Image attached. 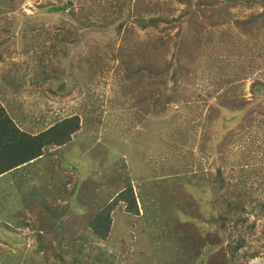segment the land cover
Instances as JSON below:
<instances>
[{
	"label": "rangeland",
	"instance_id": "rangeland-1",
	"mask_svg": "<svg viewBox=\"0 0 264 264\" xmlns=\"http://www.w3.org/2000/svg\"><path fill=\"white\" fill-rule=\"evenodd\" d=\"M154 1H166L165 8L149 9ZM213 1L187 13L178 0H0V104L30 134L79 117L70 142L44 151L60 154L72 170L60 178L81 179L64 185L61 199L89 201L81 217L50 206L55 218L46 228L6 232L0 222V264H135L111 238L90 236V218L126 175L142 193L140 224L160 235L144 245L148 256L176 219L189 216L197 231L191 222L177 225L181 238L199 239V258L190 264L229 257L243 241L235 264L264 260V204L257 203L264 201V20L235 23L264 7L256 0L207 3ZM156 14H186L189 23L147 25ZM122 43L129 45L123 51ZM47 161L39 158L26 174H44ZM13 179L9 174L2 184ZM31 181H24L28 193L38 189ZM168 212L173 217L165 221Z\"/></svg>",
	"mask_w": 264,
	"mask_h": 264
},
{
	"label": "trees",
	"instance_id": "trees-1",
	"mask_svg": "<svg viewBox=\"0 0 264 264\" xmlns=\"http://www.w3.org/2000/svg\"><path fill=\"white\" fill-rule=\"evenodd\" d=\"M178 1L187 6V13L192 10H194V12L196 10H206V8H209V5L214 6L215 4L214 1L211 4L207 3L208 0ZM229 1L235 2L236 0H222V2L224 3ZM165 2L160 3L158 1H154L152 3L148 2L147 5L151 10L162 9L166 6ZM256 3L261 4L264 7V0H256ZM226 12L227 15L230 14L229 11ZM184 15L180 14L178 17H163V15L161 14H156L153 17H150L147 25L157 26L161 22L164 23L168 21L178 22V25L180 26L187 25L189 23L188 20L182 21ZM258 19L264 20V11L260 13H254L247 19H236L235 23L237 24V26H240V24L246 25L255 22ZM64 35L61 36V40L70 43V37L69 39H67ZM71 38V40H75V37ZM127 46H129L127 43H122L121 50L123 51ZM233 49L238 50L241 49V47L236 46L233 47ZM233 49L230 48V51H233ZM169 70L170 68L167 67V70H164V72L168 73ZM78 130H80L79 117L77 115H73L66 119L53 123L52 125L36 134H30L16 126L14 121L5 111L4 107L0 105V192L4 191L3 199L6 200L5 202H1L3 199L0 198V208L4 210V212L0 213V222L3 226V230L8 232L10 229H13L15 231V229L19 228V230L21 231L24 228L31 227V225L33 224L37 226L36 228H40V226L46 228L49 225L50 220L55 218V215L52 212H49L53 211V209H50V206H54L56 204L57 209L58 207L60 209L64 205V209L68 213V215H75L77 217H81L84 215V212H86V207H89L88 199H81V197H83L84 195H81L79 193L77 195V198L81 200L77 199L73 204H71L72 201L61 199L63 198L62 194L64 192V185H68L67 183L75 184V181L77 182V180L81 179H76L74 177L72 178V180H69L67 182L60 178V175L62 173H70L72 172V170L69 169L70 167L66 169L61 165L60 154H51V152L48 150L44 151V148L48 146H64L66 143L70 142L71 135ZM89 145H91V143ZM88 146H86V148ZM109 147L110 146L108 143V145L106 146L107 152L110 151ZM43 156L48 157L47 165L42 168L44 174L38 175L34 173L32 177L30 176V174L28 176L25 171L30 170V173H33L37 169V167L35 166V161ZM27 164L32 165L29 168L27 167ZM161 166L162 170H164V165L161 164ZM154 168L161 173V169L159 170L158 167ZM165 169L166 171L164 172V174H168V172L170 171V167L165 166ZM53 172L58 173L57 175H54ZM160 173H152L151 175L153 178L157 179L155 176H159ZM9 174H12V177H14V179L11 181V183L2 184L4 178ZM89 175L90 174H87V177H85L86 181L89 179ZM18 176L23 177L22 184L20 179H17ZM33 178L35 179L34 182L31 183V187L33 185L38 186V189H35V192L34 189H31L28 193L25 190L28 184H25L24 181H31L33 180ZM46 179L48 180L46 181ZM36 180L38 183L36 182ZM162 180L159 179L160 182ZM117 183L122 188L116 186L110 187L114 190H117L116 195L111 201L107 202L103 208H100L98 213L90 218V236H93L94 239L111 238L112 243L117 244L116 249H119V251L121 250L120 254L122 252H124V254H128L131 252L130 256L125 255L124 258L128 262L133 260L135 264L139 263L137 258H143L146 264H148V257L150 256L153 257L154 260L151 264H190L197 261L199 255L195 251L197 247L196 244L199 239H196V237L191 236L188 233H186V235L181 238L182 234L178 230L177 225H184L183 223L186 221L191 222L192 227L190 228V230L194 229L195 231H197L199 227L194 226L196 222L192 219V217L189 216L176 219L177 224L170 225L169 234L167 236L161 237L160 242L155 245L157 249L155 247H152V251L149 250L150 255L148 256L147 251H145V249L143 250L144 245L153 243L157 236L160 238V235H158L154 231L149 232V229L145 225L140 224L142 218L139 217L145 215L144 213H141L139 205H137L135 201V195L133 194V189L131 188L130 177H125L123 179H120L119 182H114V184ZM67 188L69 187H66V189ZM72 190L73 187L70 188V192H72ZM32 191L34 192L33 196L31 195L33 194ZM148 191L149 189H147L144 194H146ZM113 193L114 191L108 192L109 198ZM51 194H55L57 198L51 200V198H49ZM72 194L73 193H70V196ZM140 195H142L141 192L139 193V196ZM18 196L20 198V202H16L18 200ZM70 196H68V198ZM105 196L107 197L106 193ZM154 199L155 198L152 196L151 200ZM117 201L125 204L123 207L124 209H115L122 208V205L118 204ZM140 201L143 203L142 198L140 199ZM224 203L232 207L235 211L239 209L238 202L230 201L226 197H224ZM257 203L258 205H261L264 204V201L260 200ZM172 217L173 216L168 212L166 217L167 220L165 221L170 220ZM153 220L156 221L157 224L159 223V220L157 218ZM80 222H82L81 219ZM148 223H152L150 219H148ZM186 228L188 227H184V230H186ZM37 231L38 230H36V232ZM154 234L156 236H154ZM186 236H189V238L185 239ZM80 239L82 241H85L84 236L80 237ZM244 244L245 241L232 245L230 247L229 257H225L224 254V256L221 257L222 259L220 257H216L214 258V260H211L209 264H235V262H233L235 260L233 256H235L236 251H238V249ZM100 254L104 256L105 253L101 252ZM250 255L253 256V253H251ZM237 257L236 259H238Z\"/></svg>",
	"mask_w": 264,
	"mask_h": 264
},
{
	"label": "clouds",
	"instance_id": "clouds-1",
	"mask_svg": "<svg viewBox=\"0 0 264 264\" xmlns=\"http://www.w3.org/2000/svg\"><path fill=\"white\" fill-rule=\"evenodd\" d=\"M1 105V104H0ZM2 106V105H1ZM49 120V119H48ZM48 127V126H47ZM46 127V128H47ZM45 129V128H44ZM43 129V130H44ZM42 131V130H41ZM26 132V131H25ZM127 168V170L128 171H131V169H130V165L128 166V167H126ZM4 173H7V172H4ZM125 177H128L127 175L125 176ZM130 181H131V188L133 189V194L135 195V201H136V203H137V205H139L140 204V201H139V198H138V195H139V191L140 190H138L137 192H136V189L133 187V183H134V180L132 181L131 180V178H130ZM111 191H114V193L112 194V196H110L111 198H109V200H108V202L109 201H111L113 198H114V196L116 195V193H117V190H114L113 188H110V192ZM139 197H141V195L139 196ZM155 199L157 198V196L155 197V196H153ZM154 199V200H155ZM140 209V208H139ZM25 229V228H24ZM33 232V231H32ZM260 263H264V260H260L257 264H260Z\"/></svg>",
	"mask_w": 264,
	"mask_h": 264
},
{
	"label": "crops",
	"instance_id": "crops-1",
	"mask_svg": "<svg viewBox=\"0 0 264 264\" xmlns=\"http://www.w3.org/2000/svg\"><path fill=\"white\" fill-rule=\"evenodd\" d=\"M37 161H38V159L35 161V166H36V167H37V163H36ZM41 169H42V168H41ZM34 179H35V178H33V181H34Z\"/></svg>",
	"mask_w": 264,
	"mask_h": 264
}]
</instances>
